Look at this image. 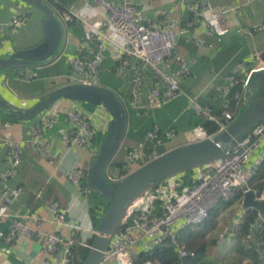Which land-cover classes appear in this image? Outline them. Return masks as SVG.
<instances>
[{
  "label": "crops",
  "instance_id": "1",
  "mask_svg": "<svg viewBox=\"0 0 264 264\" xmlns=\"http://www.w3.org/2000/svg\"><path fill=\"white\" fill-rule=\"evenodd\" d=\"M118 4L125 0H113ZM141 6L143 17L155 19L167 13L179 21L178 26H187L193 19V13L187 8L198 0H129ZM216 10L227 8L225 15L227 30L218 42L216 36L206 34V28L197 24L180 36L178 44L189 72L182 77L183 94L164 105L141 115L127 100L128 125L122 145L107 167V175L112 180H120L135 169L127 160V154L145 145L156 148L162 154L168 150L186 145L194 141L193 129L199 126L198 114L193 106L194 100L200 106L210 107L214 95L224 83L233 69L241 62L252 68L264 66V0H208ZM83 4V0H75V5ZM27 14V22L17 31H12L10 22L18 14ZM82 17L93 26H104L107 10L98 6L96 9L83 6ZM209 15V14H208ZM43 13L19 0H0V57L10 54L16 49L30 48L43 40L41 20ZM178 30V27H176ZM66 38L62 52L50 62L38 66H21L0 73V92L11 104L28 108L36 104L50 91L68 83L66 76L70 70V60L79 53L82 46L93 45L90 40V27L84 23L72 22L66 30ZM112 40L123 43L122 37L113 29L108 30ZM204 36L208 43L215 47L198 46V38ZM262 53L261 58L256 54ZM125 60L134 63L131 57L122 54L115 46L109 45L100 66L101 85L118 89L122 79L128 73ZM119 64V65H118ZM165 72L168 66L163 65ZM154 72V71H153ZM146 72V90L155 85L154 73ZM21 73L29 75L24 78ZM246 90L244 101L247 105ZM61 110L57 120L45 129L42 140L49 145L51 157L44 156L32 140V131L42 122L44 113L32 120H9L0 115V136H7L21 143L23 148L19 172L1 182L0 189L14 192L21 188V193L14 198L7 209L0 203V212L6 213L0 221V264H69L65 262L66 250L74 245L90 247V240L95 235L99 217L91 213L88 195L72 183L67 172L79 166H91L101 143L107 133L110 114L102 106L75 100H59ZM69 109L85 113L93 126L95 136L91 147L74 142H66L64 136L75 130L76 125L67 118ZM154 131L161 144L147 140V134ZM219 133V132H218ZM217 134V133H216ZM215 135V134H212ZM264 146L262 145L256 152ZM256 152L253 158H256ZM7 146L0 139V176L8 170L6 162ZM256 160V159H255ZM196 167L192 169L193 180L198 177ZM186 172L176 174V178L185 177ZM86 181L84 184L86 185ZM242 197L234 200L220 211L217 227L205 237L197 238L187 247L205 248L204 257L198 264H256L254 260L239 254L236 250V237L217 243L222 234L228 216H235L240 211ZM63 219L58 220V213ZM39 217V221L32 217ZM14 220L30 226L34 232L31 236H23L16 249L10 250L5 237ZM57 233L64 238L60 249L55 254L46 251V235ZM74 244L69 245L72 238ZM199 242V243H198ZM146 243V242H144ZM186 244V243H185ZM144 245V246H143ZM137 247L144 250L145 244Z\"/></svg>",
  "mask_w": 264,
  "mask_h": 264
},
{
  "label": "built area",
  "instance_id": "2",
  "mask_svg": "<svg viewBox=\"0 0 264 264\" xmlns=\"http://www.w3.org/2000/svg\"><path fill=\"white\" fill-rule=\"evenodd\" d=\"M53 1L61 5V7L52 8L65 30L72 22L84 23L90 27V40L93 45L82 46L79 53L71 58L70 70L66 76L68 83L100 84L101 62L108 46H115L122 54L135 60L134 63L130 60L123 61L126 67L139 69L137 63L142 62L154 71L155 85L152 88L145 89L146 83L141 75H138L134 81L131 105L141 115L163 107L184 93L181 81L182 77L189 72V68L179 48L180 36L187 33L189 28L200 24L206 28L207 35L216 36L220 43L227 30L225 15L228 9L216 10L208 0H198L187 6L193 13V19L185 27L178 26L179 21L167 13L155 19H146L143 17L141 6L129 0L118 4L113 0H83L81 5H75V0ZM65 1L69 4H65ZM83 6H90L94 9L98 6L104 7L107 10L104 16L105 25L98 27L87 22L80 13ZM27 20L28 15L20 13L12 19L10 28L12 31H17ZM109 29L115 30L122 37V44L112 40L108 34ZM198 46L214 48L215 44L208 43L204 36H200ZM256 56L261 58L262 53L258 52ZM163 65L168 66V72L161 68ZM260 67L264 68V66ZM254 69L247 63H239L218 88V92L222 96H227L240 78L244 80L246 88L248 78ZM21 76L26 79L30 78L24 73H21ZM193 106L198 114L219 125V133L227 130L239 115L225 111L223 117L219 118L212 114L210 107L200 106L195 100ZM60 110L61 103L57 101L44 113L42 122L32 131L33 142L41 154L47 157H51L52 154L49 145L42 140V136L45 129L51 127L57 120ZM66 114L76 128L65 135L64 140L91 147L95 132L89 117L82 111L73 109H69ZM192 133L194 141L212 136L202 125L196 126ZM0 139L7 146L6 162L9 166L8 170L0 176L1 182H4L19 172L23 148L20 142L7 136H0ZM147 140L154 142L155 146L161 144V139L154 131L147 134ZM263 140L264 122L258 124L249 135L241 139L227 155L205 166H198V177L191 185H183L184 177L176 178L174 175L142 192L128 204L122 223L108 249L104 252L100 264L110 262L114 264H161L152 259L140 261V251L136 248L145 244L144 250H148L168 241L174 245L181 258L196 257L197 250L188 248L185 243L181 242L178 238V231L203 223L215 205L221 201L229 202L239 193L242 194L240 211L235 216L227 217V223L222 234L218 236L217 243L222 244L227 239L237 237L248 212L252 209L256 210V216L248 232L242 235V240L243 242L256 241L255 230L264 224V213L255 207H246L244 197L252 191L256 200L264 201V188L260 190L251 186L257 170L264 163V155L258 156L254 162L251 158L262 145ZM160 155L156 148L151 149L143 145L131 150L127 154V160L136 169ZM67 177L84 193L90 194L93 191L89 166L83 165L69 170ZM21 191V188L14 192L1 188L0 203L7 209ZM54 211L58 213V220L61 221L63 214L58 212L56 207ZM4 217L6 213L0 212V221ZM32 218L41 223L39 217L33 216ZM33 232L30 226L14 220L5 237L10 250L16 249L23 236H31ZM46 236V251L50 254L57 253L64 238L57 233H48ZM75 241V237L72 238L69 245L74 244ZM65 253V262H68L71 258L70 249H67ZM261 263L264 264V254L261 256ZM44 264H50V261H45Z\"/></svg>",
  "mask_w": 264,
  "mask_h": 264
},
{
  "label": "water",
  "instance_id": "3",
  "mask_svg": "<svg viewBox=\"0 0 264 264\" xmlns=\"http://www.w3.org/2000/svg\"><path fill=\"white\" fill-rule=\"evenodd\" d=\"M39 9L43 40L30 48L16 49L0 57V73L21 66L43 65L55 59L63 50L65 29L54 9L45 0H19ZM248 105L227 130L203 140L190 142L162 153L123 176L112 180L107 175L109 163L118 153L128 125V110L117 92L105 85L67 83L50 90L31 107L11 104L0 92V110L18 120H32L46 112L55 102L66 99L102 106L110 114L107 133L90 166L93 190L106 199L99 217L96 233L88 255L82 264H100L113 236L120 227L128 204L148 188L163 179L216 161L227 155L236 144L264 122V68L257 67L246 85ZM244 205L264 213V201L256 200L254 193L245 194Z\"/></svg>",
  "mask_w": 264,
  "mask_h": 264
},
{
  "label": "trees",
  "instance_id": "4",
  "mask_svg": "<svg viewBox=\"0 0 264 264\" xmlns=\"http://www.w3.org/2000/svg\"><path fill=\"white\" fill-rule=\"evenodd\" d=\"M51 7H61V5L56 4L53 0H45ZM65 4H69L68 1H65ZM119 65V64H118ZM137 65L139 66V69L134 68H127L128 73L126 76L123 77L121 85L118 87V89H115L119 97L122 99L123 103L125 104L126 108L128 109L127 100L132 98V90L134 86L135 78L138 75H141L144 80H146V72L153 70L149 67L144 65L142 62H138ZM154 73V72H153ZM147 81V80H146ZM145 81V83H146ZM146 89V86H145ZM245 86H244V80L240 78L239 82L232 86L230 93L227 96H222L220 92H216L214 95V104L210 106L212 110V114L216 117L222 118L223 113L225 111H231L235 114H240L243 110L242 103L244 101L245 96ZM0 115L3 118L16 121L17 118H13L10 116H7L2 110H0ZM199 125H202L208 132L209 135L216 134L219 132V125L206 118L205 116L201 115L198 118ZM186 175L184 177V184L185 186L191 185L196 180H193L192 175V169H188L185 171ZM251 186L253 188H257L262 190L264 188V163L260 166V168L257 170L256 175L254 176ZM239 197H242V194H238L234 199H232L229 202H224L226 206L230 203H233L234 200L238 199ZM89 203L91 205V213L95 217H100L101 213L105 207L106 199L96 193L94 190L88 195ZM160 204V202H158ZM220 211L214 210V207L212 208L209 217L201 224L196 225L194 227H188L185 229H181L178 231V238L181 242L190 243L192 240H195L197 238L205 237L208 233L213 231L218 224V217H219ZM256 216V210L252 209L248 212L246 216V220L242 226V229L240 230V234L237 235L236 239V250L239 254L249 257L256 264H262L261 263V256L264 254V224L257 227L255 230V237L256 241L253 242H243L242 235L246 234L248 232V229L250 227V224L254 222V218ZM94 237V236H93ZM92 239L89 241L90 245L92 243ZM189 245V244H188ZM190 248V247H188ZM90 247H80L78 245H74L71 248V258L69 260V264H82L88 255ZM194 249V248H192ZM197 250V256L194 258H181L179 255V252L176 250L174 245L168 241L166 243H163L162 245H157L152 247L148 250H142L139 253L140 261L146 260V259H152L157 260L161 264H198L202 261V258L204 257V250L205 248L200 247Z\"/></svg>",
  "mask_w": 264,
  "mask_h": 264
},
{
  "label": "rangeland",
  "instance_id": "5",
  "mask_svg": "<svg viewBox=\"0 0 264 264\" xmlns=\"http://www.w3.org/2000/svg\"><path fill=\"white\" fill-rule=\"evenodd\" d=\"M161 68L163 69V66H161ZM100 82H101V75H100ZM247 105H248V103H247ZM247 105H244L242 110H244V109L246 108ZM256 155H257V157L260 156V155H264V146L261 147V149H259V150L256 152ZM257 157H256V158H257ZM256 158H253V160H255ZM205 165H207V164H204L203 166H205ZM225 208H226V204H225L224 202H222V201L219 202L217 205L214 206V210H216L217 212H218V211H222V210L225 209ZM198 243H199V242H198ZM194 249H196V248H194ZM107 264H114V262H110V263H107Z\"/></svg>",
  "mask_w": 264,
  "mask_h": 264
}]
</instances>
